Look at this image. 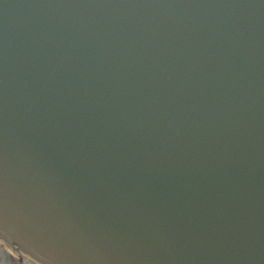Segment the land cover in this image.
<instances>
[{"label":"water","instance_id":"95a60500","mask_svg":"<svg viewBox=\"0 0 264 264\" xmlns=\"http://www.w3.org/2000/svg\"><path fill=\"white\" fill-rule=\"evenodd\" d=\"M0 252L264 264V0H0Z\"/></svg>","mask_w":264,"mask_h":264},{"label":"rangeland","instance_id":"374dc122","mask_svg":"<svg viewBox=\"0 0 264 264\" xmlns=\"http://www.w3.org/2000/svg\"><path fill=\"white\" fill-rule=\"evenodd\" d=\"M9 260L11 261L12 258L9 259ZM10 261H7V260L5 259V257L3 256V253L0 252V264H12Z\"/></svg>","mask_w":264,"mask_h":264}]
</instances>
